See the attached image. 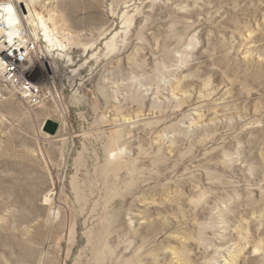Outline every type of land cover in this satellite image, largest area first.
<instances>
[{
  "label": "rangeland",
  "instance_id": "obj_1",
  "mask_svg": "<svg viewBox=\"0 0 264 264\" xmlns=\"http://www.w3.org/2000/svg\"><path fill=\"white\" fill-rule=\"evenodd\" d=\"M17 1L62 47L0 81V264H264V0Z\"/></svg>",
  "mask_w": 264,
  "mask_h": 264
},
{
  "label": "built area",
  "instance_id": "obj_2",
  "mask_svg": "<svg viewBox=\"0 0 264 264\" xmlns=\"http://www.w3.org/2000/svg\"><path fill=\"white\" fill-rule=\"evenodd\" d=\"M15 33V34H13ZM13 35H0V81L5 87L16 91L30 107H38L45 93L41 86L25 78L27 70L36 61L39 40L27 25H20ZM27 72V73H26ZM29 77V76H28Z\"/></svg>",
  "mask_w": 264,
  "mask_h": 264
},
{
  "label": "bare ground",
  "instance_id": "obj_3",
  "mask_svg": "<svg viewBox=\"0 0 264 264\" xmlns=\"http://www.w3.org/2000/svg\"><path fill=\"white\" fill-rule=\"evenodd\" d=\"M23 6L25 7L23 8ZM6 8V6L0 4V35L4 33L11 36L15 34H12V32L18 30V27H20V25L23 24L25 26V22H28V24H33L35 21V24L38 25L43 31V36L46 41L54 45L57 42L59 46L62 47V44L54 39L50 34L51 31L48 27L49 20L45 19L39 14H35L32 16L28 4H25L23 1H17L16 3H11V11L6 12ZM27 72L29 77L25 75V78L29 79L28 81H30V75L32 74L31 68H29Z\"/></svg>",
  "mask_w": 264,
  "mask_h": 264
},
{
  "label": "water",
  "instance_id": "obj_4",
  "mask_svg": "<svg viewBox=\"0 0 264 264\" xmlns=\"http://www.w3.org/2000/svg\"><path fill=\"white\" fill-rule=\"evenodd\" d=\"M60 128V125L57 122H54L52 120H47L43 127L42 130L44 133L48 134L49 136H56Z\"/></svg>",
  "mask_w": 264,
  "mask_h": 264
},
{
  "label": "clouds",
  "instance_id": "obj_5",
  "mask_svg": "<svg viewBox=\"0 0 264 264\" xmlns=\"http://www.w3.org/2000/svg\"><path fill=\"white\" fill-rule=\"evenodd\" d=\"M5 11L7 12V11H11V6L9 5L6 9H5Z\"/></svg>",
  "mask_w": 264,
  "mask_h": 264
}]
</instances>
